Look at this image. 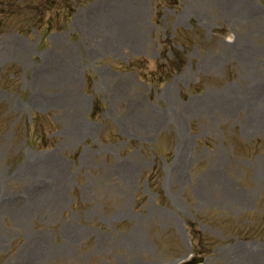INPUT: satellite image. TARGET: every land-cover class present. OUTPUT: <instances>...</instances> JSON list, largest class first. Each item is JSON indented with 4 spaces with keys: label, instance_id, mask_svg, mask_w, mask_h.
<instances>
[{
    "label": "rangeland",
    "instance_id": "374dc122",
    "mask_svg": "<svg viewBox=\"0 0 264 264\" xmlns=\"http://www.w3.org/2000/svg\"><path fill=\"white\" fill-rule=\"evenodd\" d=\"M161 1L0 35V264H264V0ZM191 26L155 83L160 42Z\"/></svg>",
    "mask_w": 264,
    "mask_h": 264
},
{
    "label": "trees",
    "instance_id": "16d2710c",
    "mask_svg": "<svg viewBox=\"0 0 264 264\" xmlns=\"http://www.w3.org/2000/svg\"><path fill=\"white\" fill-rule=\"evenodd\" d=\"M58 1V2H57ZM64 0H0V7H4L15 15H19L18 5H32L35 6V11L32 14L35 16L38 25L44 23V30L62 31L65 29L67 19L71 11H65L62 3ZM57 6H61L59 9ZM0 14H4L0 12Z\"/></svg>",
    "mask_w": 264,
    "mask_h": 264
},
{
    "label": "water",
    "instance_id": "95a60500",
    "mask_svg": "<svg viewBox=\"0 0 264 264\" xmlns=\"http://www.w3.org/2000/svg\"><path fill=\"white\" fill-rule=\"evenodd\" d=\"M199 262H201V260L195 259V260H193L191 263H187V264H197V263H199Z\"/></svg>",
    "mask_w": 264,
    "mask_h": 264
}]
</instances>
